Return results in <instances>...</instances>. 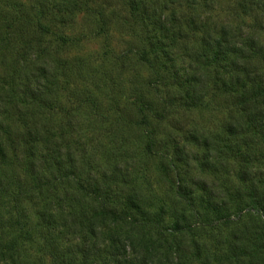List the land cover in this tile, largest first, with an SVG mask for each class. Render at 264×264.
I'll return each instance as SVG.
<instances>
[{
    "label": "rangeland",
    "instance_id": "obj_1",
    "mask_svg": "<svg viewBox=\"0 0 264 264\" xmlns=\"http://www.w3.org/2000/svg\"><path fill=\"white\" fill-rule=\"evenodd\" d=\"M126 1L47 0V7L42 12L40 0H0V14L5 20L8 18L10 22L14 16L19 15L22 20L29 19L27 22L30 23V28L36 27L40 22L47 23V19L36 22L38 13H45L44 16L48 18L53 17L52 15L64 18L67 24L63 35L68 37L70 42L62 47V54L58 56L55 77L58 82H62L61 87L66 85V89L73 93L72 97L82 95L83 92L93 93L102 105L100 114L107 119V123H102L99 112L91 111L89 106L83 104L76 113L78 118L74 129L66 127L64 131H60L59 117H55L51 122L52 129L49 134L33 140V149L28 151L30 144L26 148L25 145L31 137L24 131V125L18 117L7 112L3 118V113L11 105L7 102L1 103L0 100V122L4 123L7 129L4 134L2 128L0 130V147L5 151L6 159L0 170V178L8 180L10 184V188L4 190L5 193L0 189V251L13 250L17 261L22 264H52L47 246L42 242L45 236L43 233L49 230L60 253H66L68 260L76 258L73 264H82L80 255L71 257L70 252L77 243L85 240L86 235L91 236L86 224H82L86 220H93L97 225L96 237H92L95 240L91 238L89 241L100 244L98 249L102 250L114 228L100 226L99 219L91 215L89 200L82 199L79 194L75 198L66 195L75 193L72 182L60 185L54 197L50 196L53 193L50 186H42L45 180H48V171L56 173V169H53L55 161H61L66 167L74 159L82 165V172H86L90 166L91 179L94 178L102 186L106 185L112 189L113 201L124 203L129 195L135 194L153 219L163 208L169 213L165 218L168 223L172 222L171 212L184 213L186 222L196 228L190 237L179 239L180 243H155L153 254L156 256V264H218L217 261L222 257H228V260L234 262L240 261L241 264H264V216L257 212L258 210L250 208L251 212L241 213L242 221L237 224L225 225L218 229L210 226L218 217L236 214L237 203L246 207L248 196L253 195L252 192L256 193V189L249 183L238 184L236 172L240 169V162L234 158L230 159L222 169L214 171L208 167L201 168L194 158L204 152L202 140L207 134L218 139L225 138L220 128L225 121L239 114L234 98L228 97L224 102L218 100L217 103L216 99H213L214 91L210 89L204 93L203 107L190 113L177 109L170 120L181 123L185 131L177 129V126L173 127L172 122L168 123L170 120H165L152 131L147 126L148 133L155 131L153 135L157 136L156 140L163 141L159 145L162 147L154 149L155 153L152 154L147 152L149 134L140 127L127 131L124 135L130 140L127 144L106 139L104 136L99 137V133H104L112 122L116 111L124 109L125 114L120 117L126 122L129 118H136V99L139 98L140 90L142 93L141 83L144 84V80L150 76L146 66L138 64L133 55L138 49H147L150 38L144 31L151 34V29L148 28L151 19L142 15L137 16L139 19H132ZM193 1L178 0V5L172 6L179 20L185 19L186 15H197L201 17L199 22L209 21L211 29H219L223 26L234 27L241 18L237 6L241 0H211L207 8L201 0H195V4H192ZM153 9L154 7H148L147 15L156 17ZM168 9H171V6ZM168 12L167 9L163 11L165 15ZM258 18L264 21V11L258 12ZM245 21L249 24L251 18H246ZM183 32L187 38L198 37L199 34L188 30ZM172 38L173 36H169L164 39L165 47L170 49V53L160 57L171 61L164 75L167 85L164 89H170L174 95H178L180 88L174 86L171 89L168 84L173 81L181 82L182 75H191V57L190 52L185 51L184 44L173 42ZM18 44L15 38L12 39V47L15 49L3 46V26L0 20V96H3V83L10 77L13 64L18 65L16 76L21 79L28 78L31 74L28 65L34 60L31 55L26 62L14 60ZM128 49H132L133 53L129 54ZM210 75L213 79L212 73ZM212 84L211 82L208 86L212 87ZM159 91L160 95L165 92L163 88H159ZM152 92L143 87L144 97L154 96V99H158ZM63 96L66 97L62 90L59 99H66ZM72 97H69L68 101L76 107L78 99ZM189 130L203 133L198 145L183 133ZM164 144L168 147L172 144L184 145L188 154V168L185 163L168 167L169 160L162 158L159 154L161 152L157 153L164 151ZM237 144L241 152L252 149L256 155L252 158L257 159L255 165L253 164V175H256L254 179L258 187L257 196H260V192L264 191V159L258 156V151L263 150V145L254 138L248 143L247 140L237 138L235 147ZM32 163H35L34 169L39 171L41 168L43 178L38 177L40 180L36 179L37 175L29 172ZM115 166L121 167L116 177L113 176ZM123 175L128 177L124 179ZM179 178L184 179L187 189L191 188L193 191L192 211L186 210V206L182 209L183 202L177 195ZM212 193L214 196L209 201ZM236 194L239 196L236 197ZM15 198L18 201H15ZM21 212L28 217V223L23 226L15 223ZM73 223H79V227ZM43 225L47 226L45 230ZM138 231L134 235L136 240L155 233L150 226L142 227ZM194 245L200 246L201 260H196L192 255L195 253ZM126 255L125 258L129 259V254ZM95 262L104 264L102 261ZM0 264L13 263L0 253Z\"/></svg>",
    "mask_w": 264,
    "mask_h": 264
},
{
    "label": "trees",
    "instance_id": "obj_2",
    "mask_svg": "<svg viewBox=\"0 0 264 264\" xmlns=\"http://www.w3.org/2000/svg\"><path fill=\"white\" fill-rule=\"evenodd\" d=\"M66 1L69 2V0ZM201 1L206 8L211 2V0ZM195 3L194 0L192 4ZM40 5L41 11L44 12L47 7V0H40ZM126 5L129 6L132 19L135 20L140 15L151 19L148 25L151 34L149 35V32L144 31L146 36L150 38L146 45L147 49H138L133 55L138 64L146 66L150 76L144 80V84L141 83L142 93L140 90L139 98L136 99L138 105L136 118H129L126 122L125 119L122 120L120 117L125 114L124 109L116 111L112 122L108 124L104 133H99V137L104 136L106 139L118 140L122 144H127L130 140L127 137L125 138L124 135L131 128L140 127L142 131L148 133L147 126L151 128V131L154 130L165 120H170L177 109L190 113L203 107L206 90L213 89V99H216L217 103L219 101L224 102L225 98L228 97L234 98L239 114L225 121L223 127L220 128L225 138L218 139L211 134H207L202 140L204 142V152L194 158L201 168L208 167L214 171L219 168L222 169L230 159L238 160L241 164L239 171H237L239 174L236 172L238 184L249 183L253 189H256V193L252 192L253 195L248 196L246 207L241 203H237L236 214L218 217L210 226L213 229H218L225 225L237 224L242 221L243 216L241 213L251 212L250 208L258 210L257 212L264 216V191L260 192V196H257L258 187L254 179L256 175H253V164L255 165L257 159L252 158L256 155L252 152V149L241 152L239 144L235 147L237 138L247 140V143L251 138H254L263 145V150L258 151V156L264 159V21L258 18V12L264 11V0L239 1L237 6L241 18L238 19L237 24L234 27L223 26L219 29H211L209 21L202 20V22H199L198 20L201 21V17L199 18L197 15H186L185 19L181 18L179 20L178 15L172 9V6L178 5V0H127ZM170 6L171 9H168ZM148 7H154L153 13L156 14V17L147 15ZM166 9L169 12L165 15L163 11ZM44 14L38 13L39 17H37L36 22L47 19V23L40 22L39 25L37 24L36 27L31 28L30 23L27 22L28 18L22 20V17L16 15L14 17L20 21L16 22V18L10 14L13 18L9 22L8 18L5 20L3 15L0 14L1 25L3 26V46L7 45L9 49H15L12 47V39L16 38V41L19 42L18 49L15 50V62H26L30 55L34 58L33 63L28 64L31 70L28 78L21 79L16 76L18 65L13 64L11 66L10 77L4 81L3 96H0L1 103L7 102L11 105L3 113V118H5L7 112L14 117H18L21 124L24 125V131L31 137L25 145L26 148L30 144L27 147L28 151L33 149L31 144L33 140L44 138L49 134L50 129H52L51 122L55 117H59L60 120L58 129L64 131L66 127L70 130L76 127L78 118L76 113L83 104L89 106L91 111L102 113V105L93 93L83 92L82 95L72 97L73 93L66 89V85L60 86L62 82H58L55 77L57 75L55 69H58L56 68V61L59 59L58 56L62 54V47L70 42V39L63 35V29L67 22L60 16L52 15L53 17L48 18ZM246 18H251V23L248 24L245 21ZM185 20L188 23H185ZM184 30L194 31V34L199 33L198 37L187 38V35L183 32ZM169 36H173L171 39L173 42L179 41L184 44L185 51H189L191 57V69L189 70L191 75H182L180 77L182 78L181 82L174 83L175 81H173L168 84L171 89L174 86L180 88L178 95H174L170 89L169 91L164 89L167 88L164 75L171 61L160 56L170 53V49L165 47L166 43L164 41ZM127 51L129 54L133 53L132 49ZM211 82L213 83L212 87H209L208 85ZM143 87L149 92L153 91L152 93L158 99H154V96L149 98L145 96V98ZM159 88H163V91H165L163 95H160ZM62 90L66 95V97H63L66 99L60 100L59 93ZM69 97L78 99L76 107L69 103ZM100 115L102 116V114ZM172 120L168 123L172 122L173 127L177 126V129L186 130L184 127L182 128L181 123ZM106 121L107 119L102 116L101 122L107 123ZM1 128L4 134L7 129L2 122H0V130ZM151 131L147 136V152L149 154L155 153L154 149L161 148L162 146L159 145L163 143V141L156 140L157 136L153 135L155 131ZM183 133L186 138L189 137L195 144L198 145V142H201L202 132L189 130ZM219 146H222V148ZM185 149L184 145L172 144L168 147L167 144H164V151H157V153L161 152L159 154L162 158L169 160H167L169 162L168 167L185 163L188 168V154ZM59 151L61 152L62 149ZM5 160V151L0 147V170L2 165L5 164ZM53 161L55 160L53 159ZM61 163L59 160L55 161L53 169H56V173L48 171V180L47 182L45 180V183L42 184L43 187L45 185L51 187L53 193L50 196L54 197L56 195L60 185L65 182H72L75 193H66V195L75 198L79 194L82 199L89 200L92 208L91 215L93 218L99 219L100 226L114 228L108 242L101 250L98 249L100 244L89 241L93 236L96 237L97 225L94 224L93 220H86L82 223L86 224L91 236L86 235L85 240L77 243L74 250L70 252L71 257H76L75 254L80 255L82 264H99L95 260L102 261L104 264L110 262L112 264H156V256L153 254L155 243H162L163 241L167 242L168 245L180 243L179 239L185 236L190 237L192 232L196 230L193 225L186 222L184 213L171 212L172 222L168 223L165 218L169 213L166 209L161 208L153 219L135 194L129 195L124 203L115 202L111 198L112 189L110 187L102 186L94 178L91 179L89 176L90 166L86 172H82V165L74 159L66 167ZM30 166L29 172L37 175V180H40L38 177L43 178L40 173L41 168L39 171L37 168L34 169L35 163ZM43 167L44 165H42ZM120 168L119 166L114 167L113 176L118 175ZM126 177L128 176L123 175L124 179ZM177 183L179 184L177 195L183 202V207L186 206V210L192 211L194 206L192 189H187L184 179L179 178ZM1 188L2 192L5 193L4 190L10 188L9 181L0 178ZM213 196L212 193L209 201ZM238 196L239 194H236V197ZM14 200L18 201L17 198ZM220 203H223V201H220ZM182 209H185V207ZM27 221L28 217L21 212L15 223L23 226V224L28 223ZM47 223L45 222V224ZM73 224L79 227V223ZM47 225L50 226L51 224L48 223ZM146 226H150L155 233L136 240L134 235L139 232L140 228ZM42 228L45 230L47 226L43 225ZM50 232L47 230L43 233L45 236L42 242L45 247L47 246L51 263L73 264L76 258L68 260L66 253H60L56 247L55 238H52V235L50 236ZM194 246L195 253L192 255L196 260H201L200 246ZM0 253L7 256L13 264H22L17 261L13 250L6 252L1 250ZM126 254H129V259L125 258ZM228 259V257H222L217 263L241 264L240 261L234 262Z\"/></svg>",
    "mask_w": 264,
    "mask_h": 264
}]
</instances>
